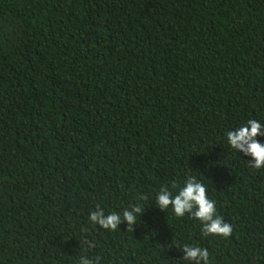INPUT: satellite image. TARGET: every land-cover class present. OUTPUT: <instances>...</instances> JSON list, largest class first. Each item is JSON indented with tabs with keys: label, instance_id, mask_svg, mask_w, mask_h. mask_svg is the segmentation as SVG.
Listing matches in <instances>:
<instances>
[{
	"label": "trees",
	"instance_id": "trees-1",
	"mask_svg": "<svg viewBox=\"0 0 264 264\" xmlns=\"http://www.w3.org/2000/svg\"><path fill=\"white\" fill-rule=\"evenodd\" d=\"M264 0H0V264H264ZM264 143V137H258ZM195 176L232 226L155 206ZM144 197L115 231L88 220Z\"/></svg>",
	"mask_w": 264,
	"mask_h": 264
},
{
	"label": "clouds",
	"instance_id": "clouds-1",
	"mask_svg": "<svg viewBox=\"0 0 264 264\" xmlns=\"http://www.w3.org/2000/svg\"><path fill=\"white\" fill-rule=\"evenodd\" d=\"M227 144L230 149L243 153L251 157L249 164L254 169L264 167V143L258 137H264V124L255 119H249L245 124L228 130L225 133ZM144 197H138V202L121 212L107 213L97 206L90 212L88 220L93 226L108 231H115L120 228L122 223L128 225V229L133 230L137 225L138 218L145 214L144 207L140 201ZM155 206L165 212L169 208L178 218L188 215L197 220L202 225V232L205 236H221L227 238L232 233V226L223 217L216 213V202L208 197L206 186L195 176L185 179L175 194L167 187H161L155 196ZM182 261L186 264H209L210 253L206 248L198 245L182 246ZM79 264H98L97 261L81 255Z\"/></svg>",
	"mask_w": 264,
	"mask_h": 264
}]
</instances>
